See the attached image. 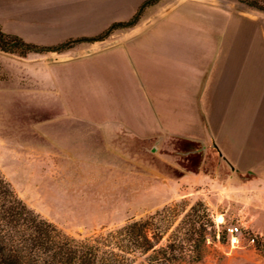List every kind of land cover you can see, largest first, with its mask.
Instances as JSON below:
<instances>
[{
  "label": "rangeland",
  "instance_id": "rangeland-1",
  "mask_svg": "<svg viewBox=\"0 0 264 264\" xmlns=\"http://www.w3.org/2000/svg\"><path fill=\"white\" fill-rule=\"evenodd\" d=\"M233 2L236 11L251 8ZM143 18L94 37L66 38L60 42L69 46L61 51L21 56L0 50V171L31 208L78 237L149 217L181 200L187 208L199 200L209 208L215 238L202 260L178 264H264V155L257 165L241 162L238 169L214 137L204 142L174 135L161 138L155 150L152 141L135 139L113 158L90 128L92 120L106 116L91 86L90 61H125L95 53L121 41ZM26 61L33 64L28 77ZM116 64L114 71L102 67L119 93L132 96L137 81ZM169 124L174 134L186 132ZM229 225L241 229L238 247L229 243Z\"/></svg>",
  "mask_w": 264,
  "mask_h": 264
},
{
  "label": "crops",
  "instance_id": "crops-1",
  "mask_svg": "<svg viewBox=\"0 0 264 264\" xmlns=\"http://www.w3.org/2000/svg\"><path fill=\"white\" fill-rule=\"evenodd\" d=\"M233 3L0 0V26L26 42L56 45L144 17L121 41L95 53L118 54L125 61H90L91 86L106 113L90 125L99 143L114 158L135 139L154 145L174 135L204 142L214 137L226 159L240 169L241 162L257 165L264 155V12L236 11ZM143 56L153 61H142ZM116 63L137 81L132 96L119 93L103 70L114 71ZM23 64L28 77L33 64ZM169 123L186 132H170Z\"/></svg>",
  "mask_w": 264,
  "mask_h": 264
},
{
  "label": "trees",
  "instance_id": "trees-1",
  "mask_svg": "<svg viewBox=\"0 0 264 264\" xmlns=\"http://www.w3.org/2000/svg\"><path fill=\"white\" fill-rule=\"evenodd\" d=\"M238 1L264 12V0ZM68 46V42L38 46L0 26V50L4 52L25 56L31 51H61ZM186 206L181 200L149 217L78 237L31 208L0 171V264L195 263L205 257L207 242L215 238L216 229L207 205L198 200ZM166 210L170 212L164 217Z\"/></svg>",
  "mask_w": 264,
  "mask_h": 264
},
{
  "label": "built area",
  "instance_id": "built-area-1",
  "mask_svg": "<svg viewBox=\"0 0 264 264\" xmlns=\"http://www.w3.org/2000/svg\"><path fill=\"white\" fill-rule=\"evenodd\" d=\"M226 232L228 235V240L231 247L240 246V232L241 229L238 225H229L226 227ZM251 242H254V237L249 239Z\"/></svg>",
  "mask_w": 264,
  "mask_h": 264
},
{
  "label": "water",
  "instance_id": "water-1",
  "mask_svg": "<svg viewBox=\"0 0 264 264\" xmlns=\"http://www.w3.org/2000/svg\"><path fill=\"white\" fill-rule=\"evenodd\" d=\"M158 141H159V139L156 141V143L154 144V147H153V150H155V148H156V146H157V144H158Z\"/></svg>",
  "mask_w": 264,
  "mask_h": 264
},
{
  "label": "bare ground",
  "instance_id": "bare-ground-1",
  "mask_svg": "<svg viewBox=\"0 0 264 264\" xmlns=\"http://www.w3.org/2000/svg\"><path fill=\"white\" fill-rule=\"evenodd\" d=\"M219 220H222V218H219Z\"/></svg>",
  "mask_w": 264,
  "mask_h": 264
}]
</instances>
